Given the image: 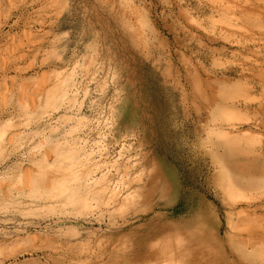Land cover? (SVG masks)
<instances>
[{
  "label": "rangeland",
  "instance_id": "374dc122",
  "mask_svg": "<svg viewBox=\"0 0 264 264\" xmlns=\"http://www.w3.org/2000/svg\"><path fill=\"white\" fill-rule=\"evenodd\" d=\"M209 250L264 264V0H0V264Z\"/></svg>",
  "mask_w": 264,
  "mask_h": 264
},
{
  "label": "bare ground",
  "instance_id": "6f19581e",
  "mask_svg": "<svg viewBox=\"0 0 264 264\" xmlns=\"http://www.w3.org/2000/svg\"><path fill=\"white\" fill-rule=\"evenodd\" d=\"M206 252V253H205ZM217 252H219V250H217ZM217 252H214V251H211V250H209V251H204V252H202L201 254H200V256L199 257H201L202 258V260L203 261H205L206 260V258L207 259H210L209 261H212V259H211V257L215 260V261H217V264H233L232 262H230L224 255H222V254H219V256H218V254H216ZM216 255H217V257H216ZM217 259H216V258ZM208 261V260H207ZM206 262V261H205ZM211 264V263H210Z\"/></svg>",
  "mask_w": 264,
  "mask_h": 264
}]
</instances>
